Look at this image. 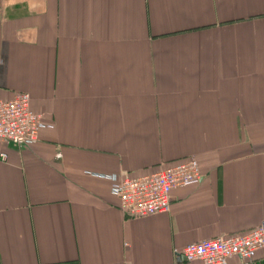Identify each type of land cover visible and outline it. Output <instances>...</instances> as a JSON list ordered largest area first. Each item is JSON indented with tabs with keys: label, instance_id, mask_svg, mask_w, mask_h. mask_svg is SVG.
<instances>
[{
	"label": "crops",
	"instance_id": "crops-1",
	"mask_svg": "<svg viewBox=\"0 0 264 264\" xmlns=\"http://www.w3.org/2000/svg\"><path fill=\"white\" fill-rule=\"evenodd\" d=\"M16 91L44 127L0 140V264H201L178 252L264 219V0H0ZM190 156L200 180L144 217L91 174Z\"/></svg>",
	"mask_w": 264,
	"mask_h": 264
},
{
	"label": "built area",
	"instance_id": "built-area-1",
	"mask_svg": "<svg viewBox=\"0 0 264 264\" xmlns=\"http://www.w3.org/2000/svg\"><path fill=\"white\" fill-rule=\"evenodd\" d=\"M43 127L42 116L32 109L28 92L16 91L10 98L0 97L1 141L22 148L37 141ZM0 156L4 158L5 153ZM91 174L110 181L111 194L118 197L121 209L130 217L168 211L172 189L196 183L202 177L199 161L192 156L140 174L125 171ZM261 249H264V219L243 231L188 243L178 255L185 261L201 264H229L232 258H238L239 264H248Z\"/></svg>",
	"mask_w": 264,
	"mask_h": 264
},
{
	"label": "water",
	"instance_id": "water-1",
	"mask_svg": "<svg viewBox=\"0 0 264 264\" xmlns=\"http://www.w3.org/2000/svg\"><path fill=\"white\" fill-rule=\"evenodd\" d=\"M178 261L184 260V258L181 255H178Z\"/></svg>",
	"mask_w": 264,
	"mask_h": 264
}]
</instances>
